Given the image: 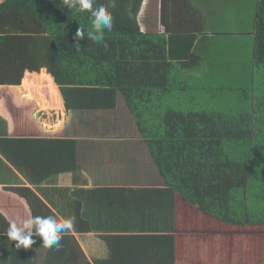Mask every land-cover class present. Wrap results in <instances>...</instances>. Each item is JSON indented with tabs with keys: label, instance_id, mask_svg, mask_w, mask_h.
Returning a JSON list of instances; mask_svg holds the SVG:
<instances>
[{
	"label": "crops",
	"instance_id": "obj_1",
	"mask_svg": "<svg viewBox=\"0 0 264 264\" xmlns=\"http://www.w3.org/2000/svg\"><path fill=\"white\" fill-rule=\"evenodd\" d=\"M22 1L0 0L6 3L0 35H7L14 24L10 9ZM257 5L258 0H141L136 24L143 34L174 37V53L188 51L191 36L196 37V51L189 50L196 64L181 71L191 83L213 86L212 75L229 74L237 76L236 83L246 77L262 82L264 66L257 79L252 53ZM229 45L232 53L226 54ZM220 60L225 64H216ZM2 88L36 104L33 117L44 134H30L26 125L11 131L0 117V213L18 224L36 215L72 217L74 228L63 236L59 251L44 248L38 236L29 249H17L0 221V264H190L179 257L190 246L183 247L185 233L175 225L174 193L147 148V132L139 129L120 92L113 108L67 109L45 68L25 72L20 85ZM187 88L179 87L181 96ZM169 95L151 101L168 108ZM18 191L27 209L6 198ZM230 236L210 242L208 249L237 246Z\"/></svg>",
	"mask_w": 264,
	"mask_h": 264
},
{
	"label": "trees",
	"instance_id": "obj_2",
	"mask_svg": "<svg viewBox=\"0 0 264 264\" xmlns=\"http://www.w3.org/2000/svg\"><path fill=\"white\" fill-rule=\"evenodd\" d=\"M140 1L115 0L110 9L113 28L105 31L104 43L85 37L79 51L75 34L79 27L91 30L88 12L67 9L65 0L15 4L10 9L14 24L7 35H0V85H20L25 72L45 68L67 109L113 108L120 92L139 129L147 132V148L174 193L175 225L185 233L183 247L190 246L179 253L180 259L190 264H264V79L240 78L238 86L228 88L251 94L238 111H183L169 104L173 101H165L168 108L151 101L166 93L171 99L177 90L173 85L181 84L185 75L182 69L196 64L197 56L193 59L189 52L196 51V37L191 36L188 51L174 53V37L141 33L136 24ZM108 3L95 0L94 6ZM19 19L29 23L18 25ZM252 36L259 70L264 66V0H258ZM35 109L34 102L24 101L16 91L0 89V117L11 131L26 125L30 134H44L33 117ZM17 194L6 198L27 209L24 193ZM0 221L10 224L2 213ZM229 236L237 246L208 249L213 248L210 242Z\"/></svg>",
	"mask_w": 264,
	"mask_h": 264
},
{
	"label": "clouds",
	"instance_id": "obj_3",
	"mask_svg": "<svg viewBox=\"0 0 264 264\" xmlns=\"http://www.w3.org/2000/svg\"><path fill=\"white\" fill-rule=\"evenodd\" d=\"M95 0H65V7L69 10L75 9L77 12H88L91 18V30L85 31L81 27L75 34V47L79 51L81 46L79 41L87 37L94 43H104L105 31L113 28V15L110 9L116 7L115 0H109L108 4L94 6ZM107 47L106 44H104ZM74 228V218H64L59 215L53 216H32L23 220L20 224L13 221L7 227L6 235L8 240L15 242L17 249H29L34 243V236L42 238V246L47 249L59 251L64 235Z\"/></svg>",
	"mask_w": 264,
	"mask_h": 264
},
{
	"label": "rangeland",
	"instance_id": "obj_4",
	"mask_svg": "<svg viewBox=\"0 0 264 264\" xmlns=\"http://www.w3.org/2000/svg\"><path fill=\"white\" fill-rule=\"evenodd\" d=\"M230 53H232V49H231V46L229 45L227 48L226 54H230ZM230 56H233V55H230ZM212 76L214 77L216 81L213 84V86L209 84H204V82H201L199 84L191 83L187 80L189 75L185 74L183 77L184 84L173 85L174 87L177 88V90L172 92L171 99L168 97L169 101L174 102V103H169V104L183 111L185 110L200 111L204 109H210V110H216V111H222L223 109H227V110L238 111L240 107L247 106V103L249 101L247 96L251 95L249 91L228 90V88H235L236 86H238V83H236L237 76L235 74L212 75ZM262 76H263L262 70H257L255 77L257 79H261ZM206 82H208V79H206ZM185 84L188 86L189 89L186 91H183V95L181 96L178 89L180 86L185 85ZM201 86H203L204 89H201ZM193 96H196V100H197V101H194V103L193 101H191V98ZM150 110L153 111L154 107L152 106ZM156 120L157 118L155 117V121H152V122L156 123ZM251 194L253 195L254 192L252 191ZM248 195H250V193ZM263 200H264V197H263ZM250 214H253V213L250 212ZM261 216L263 215L261 214Z\"/></svg>",
	"mask_w": 264,
	"mask_h": 264
}]
</instances>
